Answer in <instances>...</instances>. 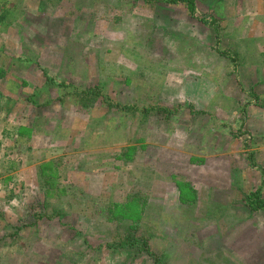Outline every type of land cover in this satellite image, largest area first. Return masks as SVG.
Here are the masks:
<instances>
[{
    "label": "rangeland",
    "instance_id": "obj_1",
    "mask_svg": "<svg viewBox=\"0 0 264 264\" xmlns=\"http://www.w3.org/2000/svg\"><path fill=\"white\" fill-rule=\"evenodd\" d=\"M195 2L0 0V264H264V0Z\"/></svg>",
    "mask_w": 264,
    "mask_h": 264
},
{
    "label": "crops",
    "instance_id": "obj_2",
    "mask_svg": "<svg viewBox=\"0 0 264 264\" xmlns=\"http://www.w3.org/2000/svg\"><path fill=\"white\" fill-rule=\"evenodd\" d=\"M261 49L254 51L261 53L263 51ZM260 61L258 60L256 62L252 60L249 61L251 62L249 64L250 66L242 67L243 70H254L253 76L250 77L247 84L249 89L246 91V94L250 98L251 103L248 105L245 116V124L247 128H250L251 141L253 142L250 145L249 153L253 156V167L251 169L253 176H251V179L254 181H259L264 178V62ZM260 63L262 64L260 65ZM242 78L246 79L247 77L244 76ZM241 171L245 172V169L242 168ZM236 172L239 171L236 170ZM240 195L243 196L244 194L241 192Z\"/></svg>",
    "mask_w": 264,
    "mask_h": 264
},
{
    "label": "trees",
    "instance_id": "obj_3",
    "mask_svg": "<svg viewBox=\"0 0 264 264\" xmlns=\"http://www.w3.org/2000/svg\"><path fill=\"white\" fill-rule=\"evenodd\" d=\"M146 1H151V0H146ZM153 1H158V0H153ZM165 2L168 3H173V4H183L188 12V14L190 16H196V0H163ZM54 84L58 87H63L66 88L68 86H72L70 83H67L65 81H53ZM76 95H79L80 97L89 99V97H97L99 95H102V92L94 85L92 86H87L84 87L83 89H79V91L76 92ZM103 96H105V94H103ZM50 188V187H49ZM254 197V196H252ZM146 242H145V246H146ZM150 252V250H147Z\"/></svg>",
    "mask_w": 264,
    "mask_h": 264
}]
</instances>
